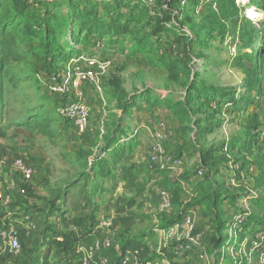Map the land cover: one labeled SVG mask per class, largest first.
<instances>
[{
    "label": "rangeland",
    "instance_id": "374dc122",
    "mask_svg": "<svg viewBox=\"0 0 264 264\" xmlns=\"http://www.w3.org/2000/svg\"><path fill=\"white\" fill-rule=\"evenodd\" d=\"M24 1L29 4L15 13V0H0V193L9 197V221L21 244L17 256L23 247H32L40 258L38 229L59 225L61 210L66 219L93 214L96 225L102 223L103 233L107 231L100 240H110V252L120 251L122 241L131 235L145 234L153 254H172L174 246L185 240L184 233L174 227L177 223L160 229L158 216L176 215L185 201L190 203L193 197L188 193L194 192L193 186L207 170H220L216 179L227 195L263 191L254 187L252 174L234 167L231 158L239 151L238 142L232 140L235 148L231 154L221 150L230 159L225 162H217L221 151L210 150L222 143L230 148L239 123L255 111V104L264 101V52L257 53L260 48L264 51V0H234L237 9L221 12L216 8L220 0ZM221 1L231 5L233 0ZM102 22L113 26L103 31ZM218 23L243 24L252 47L234 32L218 34ZM208 26L214 39L208 38ZM176 32L195 40L201 36L206 45L200 47L195 42L190 59L178 46H172ZM46 43H50L49 49ZM185 64L191 73L185 72ZM76 68L85 77L74 86ZM245 69L254 71L259 82L248 94ZM194 75L196 81L188 83ZM202 85L224 87L222 96L213 100V96L197 92ZM61 96L65 100L80 97L88 106L84 128L63 115ZM241 98L248 102L241 108V103L227 102ZM262 119L264 122V116ZM117 122L124 129L115 137L132 144L119 161L105 150V137ZM256 141L254 153H264V131ZM16 158L32 167L31 179L13 168ZM100 158L108 160L107 168L116 166L115 173L123 164L136 166L140 197L144 195L140 207L126 208V200L134 197V192L127 187L122 195L123 182L111 189L114 181L107 175H95L97 168L91 170V164ZM175 160L179 163L173 169ZM157 169H165L168 178L178 181L173 186L175 195L167 191L168 206L160 191L154 198L146 194L164 186ZM97 183L103 188L96 190ZM204 192L208 193L205 187ZM243 196L231 202L221 200L220 209L230 220L241 216L235 215L236 207L248 208ZM205 208L200 207L193 219L197 231L205 228ZM28 221L35 228H25ZM6 227L7 220H0V231ZM206 231L204 243L198 245L205 247L203 251L194 252V247L175 254L172 262L158 258L167 264H264V228L237 230L235 225L228 226L218 233L217 249L211 246L217 233L212 235L211 228ZM238 231L242 233L236 235ZM239 239V246L228 242ZM126 253L131 257L126 264L139 263L132 250ZM55 259L53 251L50 260Z\"/></svg>",
    "mask_w": 264,
    "mask_h": 264
},
{
    "label": "trees",
    "instance_id": "16d2710c",
    "mask_svg": "<svg viewBox=\"0 0 264 264\" xmlns=\"http://www.w3.org/2000/svg\"><path fill=\"white\" fill-rule=\"evenodd\" d=\"M29 3L24 0H15V6L13 8V11L15 13L22 12L26 6ZM225 2H222L221 0L216 3V8L218 9V12L223 11L224 9L228 8H234L237 9V6L235 5L234 0L232 1L231 5H225ZM136 5H132V9H136ZM217 15V14H216ZM113 25H108L105 22L101 23V28L105 29V27L110 28ZM89 31H93L91 27L88 28ZM217 29V28H216ZM52 31V27L48 28V35ZM95 31H99V29H95ZM174 31V30H173ZM109 32V31H108ZM236 33L240 38L247 41V45L249 48L252 47V43L250 41V35L247 34L246 29L244 28L243 24H239L236 27L230 25H220L218 23V34L225 35L227 33ZM106 33V32H105ZM157 35V33H155ZM207 35L208 38H213L212 35V28L210 26L207 27ZM175 44L172 43V46H178V48L181 51V54H184V56L190 57L193 53V45L196 43L203 47L206 45V42L204 39H202L201 36H197V40L194 38H188L186 33L182 32H176L175 36ZM196 42V43H195ZM46 48H50V43H46ZM263 48H260L257 53L261 55L263 53ZM253 53V52H252ZM241 57H237L238 61H241ZM185 66V72L191 73L190 67H188L187 64ZM246 71V94H248L252 89H257L259 82L256 79V73L252 70L245 69ZM190 75V74H189ZM188 75V76H189ZM188 83L191 81H196V77L188 78ZM191 87V86H190ZM193 88V87H191ZM199 89H195L197 92L201 94H206V96H213V100H216L217 98H220L222 94L221 91L224 90V87L221 86H206L202 85V87ZM189 94V93H188ZM228 93H224L226 95ZM60 100L63 102L64 105L67 100H65V96H61ZM255 100H253L251 103H253ZM229 104L241 103L240 107L244 106L245 104H248L247 100L245 98L237 99L234 101L233 99H229L227 101ZM250 103V105H251ZM255 111L253 113L248 112L247 116L243 121L239 123L240 129L238 131V134L235 135V137H231V145L230 148H228V145L222 143L221 146H214L212 147L211 151L220 152L224 149V151L231 152L232 148H235V143H232V140H235V142L239 143V151L231 158L232 161H234V167H236L237 170H245L246 173L252 174L254 179V187L256 189L258 188H264V153L256 152L254 153L253 146L257 142L256 137L259 134V132L264 131V122H263V116H264V101L261 102V104H255ZM124 128L122 127V124L120 122H117L115 127L113 128V131L109 133V135H106V152H108V156L111 158H115L117 161L120 160L121 156L123 155L124 151L126 149H132V144L125 143L121 141V138H116L115 134L118 135L119 131L121 132ZM0 135H2L0 133ZM113 144L115 146H113ZM224 144V145H223ZM113 146V147H111ZM242 149V150H241ZM221 155H218L217 162H225L230 159H227L225 156L226 154L224 152H220ZM231 154V153H230ZM204 157V155H203ZM92 169L94 170L97 168V171L95 175H107L109 180L114 181L115 183L111 186V189H114L117 187V183L123 182L122 187L124 188V191L122 192V195L125 194V189L127 187L128 190L131 192H134V197H130L126 200V208H131L133 205L137 204L138 207L142 205V202L139 201L136 203V196H138L141 193V188L138 187L136 183L137 179V173H136V166L134 164H123L121 167H119V173H115V167L107 168L108 160L105 158L95 159L92 162ZM253 167V168H252ZM158 170V169H157ZM253 170H256V175L253 173ZM159 174L165 175L166 170L165 169H159ZM219 169L212 171L207 170L204 178L198 180L196 184L193 186V193L196 194V197L192 199L190 203L187 205H184L183 208L176 214V215H166L160 214L158 216V221L160 224V229H166L174 224L178 223L186 214H188L189 210L192 208H195L196 206H205L206 208L202 211L203 215L208 218V223L210 224V228L212 229V235L216 234V238L212 241L214 248H219L220 244L218 243V233L222 229L227 228L228 226L235 225V229L244 230L248 227H255L260 226L261 228H264V189L263 191L256 192L255 194L250 193H236L233 195H227L226 193H223L221 190V182L217 181L216 177L220 175ZM196 174V173H194ZM193 174V175H194ZM204 174V173H203ZM192 176V175H191ZM190 176V177H191ZM190 179L189 177H185L187 180ZM162 188L165 190L172 191V194L175 195L176 191L173 190V186L178 182L177 180L170 179L167 177V175L163 178ZM212 183H216L218 187L215 188ZM169 187H166V186ZM102 185H99L98 183L95 186V189L101 188ZM206 188V192L208 190V193H203V188ZM103 188V187H102ZM243 196L244 199H247L249 202L248 208H237L236 207V213H240L241 217L233 218L230 220L226 216V213L224 211H221V200H226L227 202L235 201L236 199H239ZM60 198H57L56 200H59ZM118 202L122 200L121 195L117 198ZM92 201H88L87 204H91ZM53 205V204H52ZM125 207H121V210L125 211ZM62 215V219L60 220L59 225L55 226L53 224L45 225V228L42 232V238L44 240V243L39 246L38 249L41 251L40 258H37L35 254L37 252L34 251V248L32 247H23L22 252L20 256H17L16 258L12 259V264H51L50 262V254L53 251H57L59 253H62L63 260L71 263V260L75 258L77 255V244L83 240L86 239L91 231L93 230V227L96 225L94 222V215H85V214H78L76 216H73L70 219H66V213L62 210L60 211ZM64 224L63 227L61 225ZM242 233L241 231L236 232V235H239ZM147 235L145 234H138V235H131V237L125 239L122 241V244L120 246V250L124 253L127 250H132L137 258L139 263H147L150 261H153L155 258L162 256L166 257L172 262L173 257L175 256L174 250L167 251L166 254L165 251L162 252V254L155 253L153 254L150 251V248L147 246ZM226 238V236L224 237ZM229 243H235L236 246H239L241 239H239V242L236 241H228Z\"/></svg>",
    "mask_w": 264,
    "mask_h": 264
},
{
    "label": "built area",
    "instance_id": "2783aa9c",
    "mask_svg": "<svg viewBox=\"0 0 264 264\" xmlns=\"http://www.w3.org/2000/svg\"><path fill=\"white\" fill-rule=\"evenodd\" d=\"M75 81L73 82V85L76 86L83 77H85V74L80 71L79 68H76V72L74 73ZM68 82V79L65 81V83ZM63 85V84H62ZM78 96V95H77ZM63 115L72 120L75 125H77L79 128H84L87 124L88 118H89V108L88 106L82 101L80 97L73 98L70 100H67L66 103L63 105L62 108ZM177 163H179L178 160H175L172 163V168L175 169ZM13 168L21 174L26 179H31V177L34 174V170L32 167L27 164L25 161H23L20 158H16L13 160ZM1 167H0V175H1ZM199 174H202L201 172ZM160 195L162 197V200L164 201V204L166 206L169 205V196L167 194V191L165 189L160 190ZM9 197L3 195L0 193V205H7L9 203ZM242 218L241 216L238 217V219ZM177 227L184 230L187 235L185 236V240L181 243H177L174 246V253L176 255L181 254L184 251H190L194 247H197L203 242V233L201 231H197L195 228L193 218L191 214H186L177 224ZM31 229V228H29ZM0 237L3 241H5L8 244L9 247V253L12 255L18 254L20 251V238L18 236V231L13 226H8L0 231ZM111 247V242L109 239L104 240H96L93 244L92 250L98 251L102 249H109ZM163 262H155L150 261L145 264H161ZM164 263H168L164 259ZM52 264H69L63 259H60ZM118 264H126V259L121 258Z\"/></svg>",
    "mask_w": 264,
    "mask_h": 264
},
{
    "label": "crops",
    "instance_id": "0c3cea01",
    "mask_svg": "<svg viewBox=\"0 0 264 264\" xmlns=\"http://www.w3.org/2000/svg\"><path fill=\"white\" fill-rule=\"evenodd\" d=\"M159 175H160L159 179L163 180L165 175H163V174H159ZM193 177H196V176H193ZM137 179H138V177H137ZM137 179H136V181H137ZM151 182H153V181H151ZM157 182H159V181L157 180ZM162 189H164V188H162ZM159 191L160 190H157V189L155 190V187H154V188H151L146 194H147L148 198H154V197H157V194L159 195ZM166 191H168L169 194L171 193L170 190H166ZM185 192H188V190H186ZM141 195H142V191L138 195L139 196L138 198H140L139 201L143 202L144 201V195H143V197H140ZM188 195H189L190 198H192V197L194 198V196L196 194L195 193H188ZM139 201H137V202H139ZM186 202L187 201L184 202L185 205H186ZM0 206H2V209L0 210V216H1L0 220H2V219L7 220V227L8 226L15 227V225L11 224V221H9L10 218H11L10 217L11 216V212H10V208L11 207L9 205H4V204L0 205ZM200 207H204V206L203 205L202 206H196L195 208H192L191 210L188 211L189 214L192 215L193 219H196V216L198 214V210L200 209ZM202 218L204 219V222H206L205 223L206 224L205 228L202 229L203 230L202 231L203 232V242L202 243H204V238H205V236H207L206 235V232H207L206 230H208L210 228V224L208 223V218H206L204 215H202ZM105 225H107V224L105 223ZM32 227L35 228V225H34V223L32 221H28L26 223V225H25V228H27V229L32 228ZM174 227H176L179 230L183 231L184 236L187 235V233L184 230H182L181 228H179L177 226H174ZM38 230H39L38 231L39 232V239L38 240L40 242V245H42L44 243V240L42 238L43 226L39 227ZM103 232H104V228L102 229V223H99V224L95 225L93 227V230L89 234V236L86 239L81 240L77 244V255L75 256V258L73 260H71L70 264H118L121 258L126 259V261L129 258L130 261H131L130 254H127L126 252L123 253L121 250L120 251H111V252L108 251V249H102V250H98V251L92 250L94 242L96 240H100V237H102V235L105 234L107 231H105V233H103ZM146 238L148 240V237H146ZM104 239H108V238L104 237L101 240H104ZM0 244H2V246H3V248H0V264H3L5 262H11L12 259H13V257H12L13 255L10 254V257H9V255L7 253V251L9 252L8 244L5 241H3L1 239V237H0ZM204 249H205L204 246H197L192 251H194V252L200 251L201 252ZM55 253H56V258H58V259H55V260L63 259L64 255L62 253H59L57 251H55ZM14 256H17V255H14ZM55 260H50L51 264L56 262ZM154 261H160V262L164 263V259L163 258L159 259L157 257V258H155ZM134 264H142V263H137L136 261H134Z\"/></svg>",
    "mask_w": 264,
    "mask_h": 264
},
{
    "label": "bare ground",
    "instance_id": "6f19581e",
    "mask_svg": "<svg viewBox=\"0 0 264 264\" xmlns=\"http://www.w3.org/2000/svg\"><path fill=\"white\" fill-rule=\"evenodd\" d=\"M256 13V12H255ZM261 15V14H260ZM259 16V15H258Z\"/></svg>",
    "mask_w": 264,
    "mask_h": 264
}]
</instances>
